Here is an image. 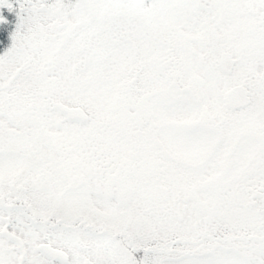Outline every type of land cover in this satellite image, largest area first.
I'll list each match as a JSON object with an SVG mask.
<instances>
[{
	"label": "snow or ice",
	"instance_id": "snow-or-ice-1",
	"mask_svg": "<svg viewBox=\"0 0 264 264\" xmlns=\"http://www.w3.org/2000/svg\"><path fill=\"white\" fill-rule=\"evenodd\" d=\"M0 264H264V0H0Z\"/></svg>",
	"mask_w": 264,
	"mask_h": 264
}]
</instances>
